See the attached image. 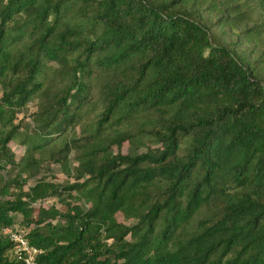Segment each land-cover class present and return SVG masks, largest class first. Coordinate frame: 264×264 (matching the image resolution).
<instances>
[{
	"label": "trees",
	"instance_id": "trees-1",
	"mask_svg": "<svg viewBox=\"0 0 264 264\" xmlns=\"http://www.w3.org/2000/svg\"><path fill=\"white\" fill-rule=\"evenodd\" d=\"M35 100L29 150L94 145L0 199V264L5 227L41 264H264V0H0V164Z\"/></svg>",
	"mask_w": 264,
	"mask_h": 264
},
{
	"label": "rangeland",
	"instance_id": "rangeland-1",
	"mask_svg": "<svg viewBox=\"0 0 264 264\" xmlns=\"http://www.w3.org/2000/svg\"><path fill=\"white\" fill-rule=\"evenodd\" d=\"M37 109V100L31 101L23 111L18 113V118L15 119L20 134H16V137L8 143L14 154V160L1 161L0 164V199L14 198L25 190H29L39 180L53 182L63 188V185L85 178L81 179V175H79L81 170L78 169L81 153L89 146L92 147L94 142L81 123L69 129L63 137L53 141L46 151L40 152L27 148L24 140H31V132L38 128ZM65 142H67V149L62 151L60 148L64 146ZM121 149L125 153H134L138 150L128 141L122 144ZM109 150L118 152L119 147L113 143ZM48 202L61 204L55 197L49 198ZM118 216L122 219L121 214Z\"/></svg>",
	"mask_w": 264,
	"mask_h": 264
},
{
	"label": "built area",
	"instance_id": "built-area-1",
	"mask_svg": "<svg viewBox=\"0 0 264 264\" xmlns=\"http://www.w3.org/2000/svg\"><path fill=\"white\" fill-rule=\"evenodd\" d=\"M3 231L10 234L11 238L16 241L14 251L24 260L25 264H41L37 259L40 249L31 245L22 232L11 227H5Z\"/></svg>",
	"mask_w": 264,
	"mask_h": 264
}]
</instances>
